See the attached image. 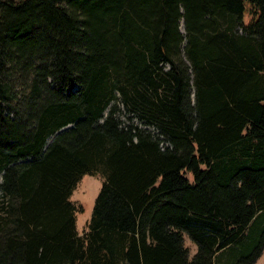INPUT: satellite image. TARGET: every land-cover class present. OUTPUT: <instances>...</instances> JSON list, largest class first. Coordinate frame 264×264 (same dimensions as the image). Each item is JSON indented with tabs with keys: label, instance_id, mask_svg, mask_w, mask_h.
<instances>
[{
	"label": "trees",
	"instance_id": "obj_1",
	"mask_svg": "<svg viewBox=\"0 0 264 264\" xmlns=\"http://www.w3.org/2000/svg\"><path fill=\"white\" fill-rule=\"evenodd\" d=\"M263 251L264 0H0V264Z\"/></svg>",
	"mask_w": 264,
	"mask_h": 264
},
{
	"label": "rangeland",
	"instance_id": "obj_2",
	"mask_svg": "<svg viewBox=\"0 0 264 264\" xmlns=\"http://www.w3.org/2000/svg\"><path fill=\"white\" fill-rule=\"evenodd\" d=\"M249 16L247 13L245 14L244 22L248 23ZM181 33L184 34L183 30V22L181 24ZM121 113L120 119L123 122H127V118L130 117L127 112L120 105ZM143 121H137L139 127L142 126ZM146 128V127H145ZM151 131L150 128H146ZM104 182L102 175H85L80 181L77 183L75 188L73 189L70 201L77 208L75 213V230L78 236L83 235L88 229L87 224L91 218L93 205L95 202V198ZM185 245L190 249V256L192 257L195 253V246L191 244V242L185 238ZM256 264H264V251L262 252L261 257L257 260Z\"/></svg>",
	"mask_w": 264,
	"mask_h": 264
},
{
	"label": "water",
	"instance_id": "obj_3",
	"mask_svg": "<svg viewBox=\"0 0 264 264\" xmlns=\"http://www.w3.org/2000/svg\"><path fill=\"white\" fill-rule=\"evenodd\" d=\"M69 128H71V126H67V127L63 128V129H61L60 131H58V132L56 133V135H57V134H60L61 132L65 131V130H67V129H69Z\"/></svg>",
	"mask_w": 264,
	"mask_h": 264
}]
</instances>
